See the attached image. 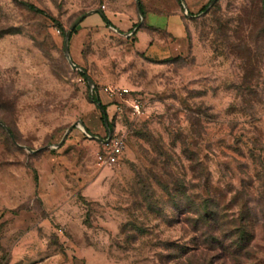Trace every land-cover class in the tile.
I'll list each match as a JSON object with an SVG mask.
<instances>
[{
	"label": "rangeland",
	"instance_id": "1",
	"mask_svg": "<svg viewBox=\"0 0 264 264\" xmlns=\"http://www.w3.org/2000/svg\"><path fill=\"white\" fill-rule=\"evenodd\" d=\"M210 1L138 0L146 23L186 28L184 49L152 57L136 0H0V264H264L263 0ZM98 126L125 139L113 169ZM205 182L226 196L209 224Z\"/></svg>",
	"mask_w": 264,
	"mask_h": 264
},
{
	"label": "crops",
	"instance_id": "2",
	"mask_svg": "<svg viewBox=\"0 0 264 264\" xmlns=\"http://www.w3.org/2000/svg\"><path fill=\"white\" fill-rule=\"evenodd\" d=\"M154 17L158 19H162V22L160 23H146V16H144V24L142 27L138 28L135 35L137 37V43L136 45L138 48L146 53L147 55H150L152 57L156 56H167V55H173L175 52H180L182 49H184V37L186 35V28L184 24L182 23L181 17L179 13H151ZM102 14H100V17L102 18ZM170 20H174L176 23H174L178 28V33L173 34V32L170 30L169 22ZM142 33L145 37V41L140 43L139 42V34ZM160 34L166 35L168 38H170L167 42H160L156 39V37ZM97 137L101 136V128L99 126L93 130V132ZM100 138V137H99ZM53 184H48L46 182V178H43L40 181V196L42 197V200L44 202V209L52 213L54 212L55 218H54V225H56V181L52 180ZM38 187V179L36 182V188ZM53 217V216H50ZM48 221V222H47ZM49 224L51 225V222L46 219V221L42 222L40 225L44 228H48Z\"/></svg>",
	"mask_w": 264,
	"mask_h": 264
},
{
	"label": "trees",
	"instance_id": "3",
	"mask_svg": "<svg viewBox=\"0 0 264 264\" xmlns=\"http://www.w3.org/2000/svg\"><path fill=\"white\" fill-rule=\"evenodd\" d=\"M25 5H26V7L29 10H31L34 13H39V14L46 15L44 12H42L39 9H37L33 5H30V4H25ZM138 9L142 13V15L145 16V14L147 12L145 11V9L143 8V6H142V4L140 2L138 3ZM263 9H264V0H263ZM151 13H155V12H151ZM102 19H103L104 22L109 24L108 20L104 16H102ZM57 25H58V30L63 32V29L61 28V26L59 24H57ZM74 33H75V28L72 30L71 35L74 34ZM92 102L95 103L97 105V108L100 110L101 119L103 120L104 117L107 119L106 108H105L104 105H102L100 103V101L97 98V96L92 98ZM108 131L111 132L110 126H108ZM212 191H213L214 195L211 197L209 195H210V192H212ZM204 194L207 197L204 198V200H202V205H201L200 210H199V220L202 223H204V224H209L210 222H213L215 220V214H216V210L215 209L217 207H219V206H226V204H225L226 203V196L218 189L209 190L208 186H207V182H205V184H204Z\"/></svg>",
	"mask_w": 264,
	"mask_h": 264
},
{
	"label": "built area",
	"instance_id": "4",
	"mask_svg": "<svg viewBox=\"0 0 264 264\" xmlns=\"http://www.w3.org/2000/svg\"><path fill=\"white\" fill-rule=\"evenodd\" d=\"M102 8H104L102 6ZM59 32V30L57 31ZM124 93L127 90H123ZM132 111L135 115L141 113V106L139 102L134 101L131 105ZM106 140L102 144L101 150L96 154L95 161L100 168L113 169L115 168L123 154L125 147V139L122 135L110 134L104 138Z\"/></svg>",
	"mask_w": 264,
	"mask_h": 264
},
{
	"label": "water",
	"instance_id": "5",
	"mask_svg": "<svg viewBox=\"0 0 264 264\" xmlns=\"http://www.w3.org/2000/svg\"><path fill=\"white\" fill-rule=\"evenodd\" d=\"M137 1V6H138V0H136ZM217 0H211L210 1V3H209V5H208V7H207V9L210 7V6H212L215 2H216ZM183 6V8H185V5L183 4L182 5ZM80 21H81V19H79L78 21H76L70 28H69V30L67 31V32H65V34H64V42H63V49H64V54L66 55V56H68L69 54H68V42H69V39H70V37H71V32H72V30L80 23ZM69 64H70V66L74 69V70H79V71H81L84 75H85V78H86V80H87V82H88V84L90 85V86H92V80L89 78V76L86 74V71L83 69V68H81V67H79V66H77V65H75V64H73L72 63V61H70L69 60ZM103 122H104V126L108 129V125H107V123H106V118L104 117L103 118ZM74 126L75 125H72V126H70L69 127V129H68V131L67 132H70L73 128H74ZM110 135V132H108V136ZM90 137H92L94 140H96L97 142H100V143H104L106 140H104L103 138H99V137H97V136H90Z\"/></svg>",
	"mask_w": 264,
	"mask_h": 264
}]
</instances>
